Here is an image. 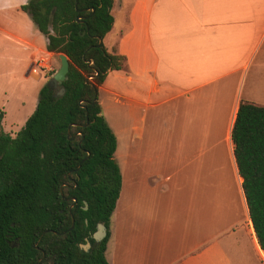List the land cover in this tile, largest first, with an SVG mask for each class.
Segmentation results:
<instances>
[{
  "label": "crops",
  "instance_id": "crops-1",
  "mask_svg": "<svg viewBox=\"0 0 264 264\" xmlns=\"http://www.w3.org/2000/svg\"><path fill=\"white\" fill-rule=\"evenodd\" d=\"M26 1L0 0L3 110L5 79L59 68ZM111 15L103 43L125 63L98 88L121 172L107 262L264 264L231 142L239 103L264 107V0H114Z\"/></svg>",
  "mask_w": 264,
  "mask_h": 264
},
{
  "label": "trees",
  "instance_id": "trees-1",
  "mask_svg": "<svg viewBox=\"0 0 264 264\" xmlns=\"http://www.w3.org/2000/svg\"><path fill=\"white\" fill-rule=\"evenodd\" d=\"M113 1L29 0L20 7L46 38V50L64 54L69 67L57 90L40 88L34 111L13 137L3 130L0 107V264H109L104 252L121 172L98 88L125 63L103 43L113 25ZM231 142L255 245L264 256L263 106L239 103ZM98 223L107 234L97 243ZM87 242L90 248L82 249Z\"/></svg>",
  "mask_w": 264,
  "mask_h": 264
},
{
  "label": "rangeland",
  "instance_id": "rangeland-1",
  "mask_svg": "<svg viewBox=\"0 0 264 264\" xmlns=\"http://www.w3.org/2000/svg\"><path fill=\"white\" fill-rule=\"evenodd\" d=\"M28 1L29 0L26 2ZM2 51H5V47H3V45L0 43V56ZM22 55L23 57L19 65V69H22V67L27 62L23 52ZM56 59L58 60V65H60L59 58L56 57ZM0 62L4 63V61L1 59ZM38 70V75L27 73V78L19 79L18 76H15L4 80V86L6 89V102L4 105L5 114L2 125L3 130L11 136L13 134L15 135L19 129L24 126L26 116L31 114L35 109L40 88L46 85L49 81L48 74L50 70L43 71L40 67H38ZM88 249L89 247L84 250Z\"/></svg>",
  "mask_w": 264,
  "mask_h": 264
},
{
  "label": "water",
  "instance_id": "water-1",
  "mask_svg": "<svg viewBox=\"0 0 264 264\" xmlns=\"http://www.w3.org/2000/svg\"><path fill=\"white\" fill-rule=\"evenodd\" d=\"M59 61L60 65L59 68L55 71L53 76L49 79L47 85L49 88H56L58 84L63 82L66 79V74L68 72V67H69V61L67 57L64 54H59ZM63 93V89H60L58 91L57 95H61ZM84 209L87 208V204L85 203V206L83 207ZM73 223V221H72ZM107 234V228L103 223H98L97 224V229L93 233L92 238L94 239L95 242H100L104 239V237ZM89 246V243L81 244L80 247L82 249H87Z\"/></svg>",
  "mask_w": 264,
  "mask_h": 264
},
{
  "label": "built area",
  "instance_id": "built-area-1",
  "mask_svg": "<svg viewBox=\"0 0 264 264\" xmlns=\"http://www.w3.org/2000/svg\"><path fill=\"white\" fill-rule=\"evenodd\" d=\"M46 61L47 60H45L44 58H42V59H40V62H42V64H35V66H33V67H31L30 68V71L32 72V73H37V68L38 67H43V68H45L46 67Z\"/></svg>",
  "mask_w": 264,
  "mask_h": 264
},
{
  "label": "flooded vegetation",
  "instance_id": "flooded-vegetation-1",
  "mask_svg": "<svg viewBox=\"0 0 264 264\" xmlns=\"http://www.w3.org/2000/svg\"><path fill=\"white\" fill-rule=\"evenodd\" d=\"M87 243H89V242H87ZM98 243V242H97ZM90 246H91V244L89 243V248H90ZM40 260V259H39ZM47 264H54L53 262H51V261H49V262H47Z\"/></svg>",
  "mask_w": 264,
  "mask_h": 264
}]
</instances>
